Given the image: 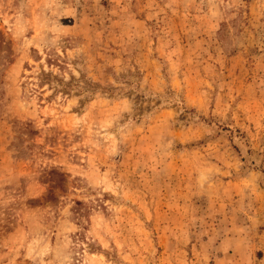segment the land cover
Masks as SVG:
<instances>
[{
  "label": "rangeland",
  "instance_id": "374dc122",
  "mask_svg": "<svg viewBox=\"0 0 264 264\" xmlns=\"http://www.w3.org/2000/svg\"><path fill=\"white\" fill-rule=\"evenodd\" d=\"M0 264H264V0H0Z\"/></svg>",
  "mask_w": 264,
  "mask_h": 264
}]
</instances>
